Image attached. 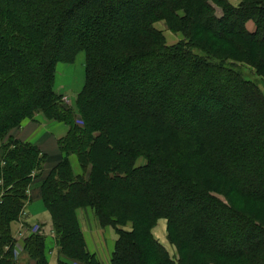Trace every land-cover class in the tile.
<instances>
[{
	"label": "trees",
	"instance_id": "16d2710c",
	"mask_svg": "<svg viewBox=\"0 0 264 264\" xmlns=\"http://www.w3.org/2000/svg\"><path fill=\"white\" fill-rule=\"evenodd\" d=\"M139 1L0 0V132L38 111L68 125L57 140L65 155L43 174L35 145L1 144L0 264L16 263L5 219L23 207L35 167L58 264H100L81 230L85 206L117 233L111 264H264V188L250 187L264 184V0ZM92 2L101 7L82 17ZM157 19L183 40L166 43ZM80 51L85 79L73 109L54 89V69ZM160 217L176 258L151 233ZM236 226L252 239L246 246L209 243ZM34 235L23 244L30 264H47L45 238L29 242Z\"/></svg>",
	"mask_w": 264,
	"mask_h": 264
},
{
	"label": "rangeland",
	"instance_id": "374dc122",
	"mask_svg": "<svg viewBox=\"0 0 264 264\" xmlns=\"http://www.w3.org/2000/svg\"><path fill=\"white\" fill-rule=\"evenodd\" d=\"M231 2L236 3L237 1L231 0ZM138 4L142 5L143 2L141 3L138 0ZM98 7H101V5L99 3H96V2L89 3L88 5L83 7L82 12H84V13H82L81 16L82 17L86 16L85 12L89 13ZM133 7H134V5H133ZM85 9L87 11H85ZM216 11L219 13L220 12L219 8L216 7ZM117 16H119V15H117ZM127 16H128V12L125 14L124 17H127ZM102 22L103 21L100 20V24ZM154 26L162 34H164L166 43H168V44H173V43H176V42L183 40L181 33L172 32L171 30H169L168 27L166 26L165 22L161 19H157L154 22ZM246 26L248 29L253 30L254 29L253 21L248 20L246 22ZM74 29H75V25L71 24V22L65 24V26L63 28V33H60V35H59V36H61L60 41H61V45H62V50L64 49V47L66 49L67 43H69L70 40L72 39V33L71 32ZM76 29H77V27H76ZM119 31L120 30H118L116 27L108 30V32H110V33H118ZM59 50H61V49H59ZM84 59H85L84 52L80 51L77 53V55L75 56L73 61H71V62H62V61L57 62V64L55 65V69H54V72H55L54 85L57 86L56 89H57V91H59L58 94H60L61 100L63 102H65V104L72 107L73 109H76V96L80 92L82 85L84 83V79H85ZM239 65H240V63H239ZM120 95H122V94H120ZM126 97H125V95L119 96V98H121L120 102L126 103L128 101ZM112 98L114 99L115 97L113 96ZM190 101H192V100H190ZM172 102L177 103V99L175 97H172ZM180 106H181V104H179L178 107H180ZM99 113H101V112L99 111ZM34 119H36L37 121H34ZM56 122L66 124L65 122H61V121H58V120L53 119V118H51V119L46 118L40 111H38V113H35L30 118H24L21 121L19 126H16L14 128H8V129H6V131L0 132V151H1V149H3V148H1V144H7L8 142H10L12 139H15V138L20 140V141L32 143L44 155V157H42L41 154H39V153L37 154V158L40 160L39 167L40 166L42 167V174H43V172H45V170H47L49 167L53 166L58 161V159L60 157H63L65 154L62 152L61 149L59 150L58 145L56 147L54 145V143L48 142L46 144V146L43 147L44 149L43 148L41 149L37 143H33L32 141L24 140L22 137V134L24 133V131H25L24 129H26L27 126L33 124L34 126L39 127V128H37L38 130H36L34 132L37 134L40 133V135H43L42 131L46 130L48 127H51ZM76 123H81V120L78 118ZM67 158L70 161L73 173L75 175H78V174L81 175V169L77 163L75 156L73 154L70 156L67 155ZM143 162L144 161H142L141 157L136 159V165H140ZM38 168L37 167L34 168V170L32 171V173L30 175V183L28 184V186H26V189H24V191H22L24 196L26 195V199L24 200L23 207H21V210H19L20 212L18 211L16 214H14L11 217H9V214L6 215L5 222H8V224H9V222L12 220L10 222L11 236H12V231H11L12 222L16 221V220L22 221V218H24V215H25V207H26V204L28 203V201L30 199H32L33 197L38 196L40 194L39 193V182H40L39 179L42 176V174H41L40 170H38ZM234 175L236 176L237 174L235 173ZM253 185L254 186L251 185L250 187L254 188L256 186H261L262 188H264V184H262L260 181H255ZM65 188H67V184H65L62 187V189H65ZM201 206H203L202 203L194 204V207H195L194 209L198 210ZM201 208L204 209L203 207H201ZM166 209H168L174 216L177 215V214H175V212L171 206L169 208H166ZM190 211H194L192 207L190 208ZM178 212H181V214L184 213L183 210H180V209H178ZM78 216L80 217V221H81L82 233L86 236V239H87V242L89 245V249L92 251V252H90V251L89 252L94 254L95 251H98V253H99L98 256L100 258H103L102 263H100L99 259L97 258L98 262L100 264H107L106 261L109 259L111 260L112 250L114 247L115 240L117 238V233H116L114 227L111 224L101 223L99 221L98 216L96 214V211L94 210L93 207L85 206V207L78 209ZM22 222L24 223V221H22ZM166 222H167L166 219L161 218V217L158 218L155 225L152 227L151 233L164 246V248L168 251L170 256L172 258H176L178 256L177 250H176L174 244L172 242H170V240L167 237ZM43 227L44 226L42 224H37V223L31 225L30 227H28L29 228L28 234H27V231H25L27 236L24 235L25 236L24 239L31 234H37V235H34V237L31 240H29V242H33V240L38 242L41 238L44 239L45 235H43L41 233V230H44ZM52 231L54 233V235H52L53 237H51V239L50 238L47 239L46 241L48 243H50V245L54 244V242L57 245L56 236H55L56 231H55V229H53V226H52ZM243 234H244V230H242L238 226L233 227V228H231V227L224 228V229H222L221 232L214 235L210 239L209 243H211L213 245L215 244V246L217 248L224 249V250H232L234 248H242L243 246H246L247 244H249L252 241V239H249L247 236H244ZM12 238H14V237L12 236ZM14 240H16V239L14 238ZM200 243H201V241L198 240L196 244H200ZM15 249L16 248H14L13 252H14V257L16 258V255H15L16 250ZM23 250H24V248H23ZM44 251H45V256H46V244L44 247ZM27 256L30 258L28 253H27ZM60 258H63V257L59 256V259ZM59 259H58V261H59ZM46 260H47V257H46ZM47 264H48V262H47ZM72 264H74V263H72ZM110 264H111V262H110ZM209 264H211V263H209Z\"/></svg>",
	"mask_w": 264,
	"mask_h": 264
},
{
	"label": "crops",
	"instance_id": "0c3cea01",
	"mask_svg": "<svg viewBox=\"0 0 264 264\" xmlns=\"http://www.w3.org/2000/svg\"><path fill=\"white\" fill-rule=\"evenodd\" d=\"M57 86L54 85V89L57 93L56 89ZM27 120V119H26ZM25 121V120H24ZM31 121V120H30ZM34 121H37L34 119ZM51 121V120H50ZM37 126H34L33 124L27 126L26 129H24V133L22 134V137L24 140L32 141L33 143H37L40 148L42 149L43 147L46 146V144L49 143H54V145L57 147V140H59L61 137L65 136L67 131H68V126L64 123L56 122L54 125L51 127H48L46 130L42 131L43 135H40L35 133L34 131L38 130ZM44 149V148H43ZM78 214V211H77ZM79 222L81 226V221L80 217ZM24 221V223L22 222ZM22 221L16 220L13 221L11 224V231H12V236L16 239L15 240V250H16V263L15 264H30L31 260L27 256L26 251L23 250V244H24V235L28 234V227H30L33 224H42L44 227V230H41V233L45 235V244H46V257H47V262L48 264H58V259L60 256V252L58 250L57 245L48 243L46 240L51 239L54 235L52 231V222H51V217L46 209V206L41 199V197L35 196L32 199L28 201L25 207V215L24 218H22ZM28 224V225H27ZM28 227H27V226ZM82 228V227H81ZM84 235V234H83ZM27 236V235H26ZM85 241H86V247L88 251L92 252L89 249V245L86 239V236L84 235ZM94 252V251H93ZM94 255L96 258L99 259L100 263H102V259L98 255V251L94 252ZM29 258V259H28ZM111 260H107L106 263L110 264Z\"/></svg>",
	"mask_w": 264,
	"mask_h": 264
}]
</instances>
